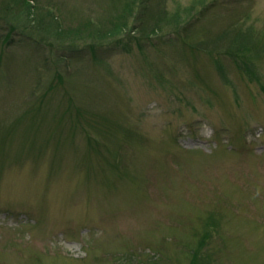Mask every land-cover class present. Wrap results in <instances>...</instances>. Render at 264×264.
I'll return each mask as SVG.
<instances>
[{"label": "rangeland", "instance_id": "374dc122", "mask_svg": "<svg viewBox=\"0 0 264 264\" xmlns=\"http://www.w3.org/2000/svg\"><path fill=\"white\" fill-rule=\"evenodd\" d=\"M0 264H264V0H0Z\"/></svg>", "mask_w": 264, "mask_h": 264}]
</instances>
